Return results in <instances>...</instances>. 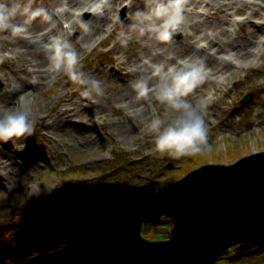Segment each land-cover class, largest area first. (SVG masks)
I'll use <instances>...</instances> for the list:
<instances>
[{
    "label": "rangeland",
    "instance_id": "obj_1",
    "mask_svg": "<svg viewBox=\"0 0 264 264\" xmlns=\"http://www.w3.org/2000/svg\"><path fill=\"white\" fill-rule=\"evenodd\" d=\"M67 1L19 0L22 7L28 6L29 14L18 15L14 22L25 27L20 32L0 29V45L3 46L0 54H9L0 65V108L8 109L3 107L6 100L14 99L12 90L21 84L28 86L25 95L39 109L32 122L33 131L27 136L23 148L14 147L12 142L7 145L0 142V218L9 217L10 207L29 212L27 205L38 197L42 201L79 197L86 200L88 208L77 207L60 220L78 236L70 246L61 247V243H56V247L50 243L35 246L25 254L6 256L1 264H32L45 252L53 254V259L47 264H72L68 252L107 221L130 208L131 203L138 204L201 164L229 163L253 151L264 150V32L256 33L254 41L250 42L252 48L263 46L259 56L251 55L243 67L225 75V83L218 89L219 79L216 76L207 79L214 93L205 94L203 101L195 100L190 94L185 95L184 98L193 106L196 104L204 115L208 142L202 145L200 152L176 155L156 149L155 133L150 129L154 117L168 121L175 116L176 110L157 97L158 86L154 88V84L147 83L148 91L141 94L136 84L143 80L138 77L139 65L148 62L155 68L166 69L169 66L183 67L187 63L184 55L175 49L182 43V30L174 27L170 39H158L155 31L148 27L151 21L143 19L147 10L139 12L134 9L138 5L143 8L154 6L155 0H125L128 6L117 3V0H95L90 9L97 14H106L104 24L95 27L89 20L88 9H83L85 13L81 11L68 37H62L77 50V69L84 73L89 83L80 84L72 80L63 67L54 68L56 75L51 73L40 78L31 70V57L20 46L23 43L21 39L25 32L31 34L33 28L43 27L42 20L62 8ZM183 1L181 12L194 16L196 21L212 23L211 27L203 29L219 36L214 24L222 18L221 10L214 12V8L208 11L204 5L208 0H201L196 5L189 0ZM241 1L244 0H239L241 9L235 14L236 17L247 15L243 22H235L233 11L223 8L227 35L238 40L248 35V29L257 26L256 20H264V0ZM70 3L73 6L75 2ZM255 3L259 4L260 16L254 14L253 10L258 6ZM51 33L48 32L43 43L49 42L54 35ZM198 40L206 41L208 37L193 36L187 46L199 47ZM253 42L256 44L253 45ZM161 46L169 47L165 50L168 58H152ZM46 66H50L49 63L43 65L44 72H47ZM93 78L100 81L102 92L90 88ZM85 87L90 89L88 96L82 94ZM249 91L252 98L242 100ZM125 92L141 99L143 115L126 108L122 98ZM187 154L194 155L190 162V159L184 161ZM192 162L194 165L188 168ZM123 167L128 172L127 180L126 175L116 178ZM184 168L188 169L182 172ZM112 179L118 183L113 189L108 188L95 195H78L71 189L78 180L110 181V185ZM160 184L165 186L160 189ZM34 186H41L42 190L30 198ZM90 208L95 217L90 215ZM151 218L143 221L142 234L151 239L169 236L172 221L163 213L153 214ZM246 242L232 245L222 253L223 257L218 258V263L228 264L230 256L239 252L244 254L253 245ZM240 255L237 257L240 262L234 264H264L261 251Z\"/></svg>",
    "mask_w": 264,
    "mask_h": 264
},
{
    "label": "water",
    "instance_id": "obj_2",
    "mask_svg": "<svg viewBox=\"0 0 264 264\" xmlns=\"http://www.w3.org/2000/svg\"><path fill=\"white\" fill-rule=\"evenodd\" d=\"M84 204L83 199L38 197L27 207L42 217ZM156 212L172 221L165 238L151 239L141 232L144 219ZM255 239H264V150L189 170L107 221L68 256L74 264H217L231 245Z\"/></svg>",
    "mask_w": 264,
    "mask_h": 264
},
{
    "label": "clouds",
    "instance_id": "obj_3",
    "mask_svg": "<svg viewBox=\"0 0 264 264\" xmlns=\"http://www.w3.org/2000/svg\"><path fill=\"white\" fill-rule=\"evenodd\" d=\"M178 11L180 0H155L151 11L145 13V19L151 21L148 27L155 31L158 39L167 41L173 35L178 23L175 13ZM21 14H29L28 6L22 7L19 0H0V29L22 31L25 25L14 22L15 17ZM50 48L54 68L63 67L72 80L80 84L89 83L84 73L77 69L79 54L70 42L56 38ZM155 71L162 75L157 97L176 110L175 116L168 121L160 117L151 120L150 129L155 133L156 149L176 155L200 152L202 145L208 142V127L203 113L184 97L198 81L204 79L202 65L189 61L183 67L169 66L167 69L156 68ZM136 87L141 94L148 91L147 81L137 82ZM90 88L102 92L98 79L91 80ZM82 94L90 95L89 87H85ZM32 131L33 125L26 110L0 108V142L11 141L14 147L23 148ZM21 137L24 139L21 140ZM208 179L204 176L203 182L207 183Z\"/></svg>",
    "mask_w": 264,
    "mask_h": 264
},
{
    "label": "bare ground",
    "instance_id": "obj_4",
    "mask_svg": "<svg viewBox=\"0 0 264 264\" xmlns=\"http://www.w3.org/2000/svg\"><path fill=\"white\" fill-rule=\"evenodd\" d=\"M52 1V0H51ZM125 0H117V3L124 2ZM70 2L73 3V6L80 7L81 9H88V14H90V22H93L94 26H102L104 24L106 14H97L94 9H90L95 0H68V9L70 11L71 6ZM110 2V1H109ZM190 3H193L196 5L197 3H200L201 0H189ZM244 3L246 0L243 1ZM241 1V3H243ZM185 2L183 0H180V5L184 4ZM216 3V4H215ZM239 0H224L223 2H218L216 0H208L204 3L206 6V9L208 11L217 12V10H221V19L216 21L214 24L215 29L217 30V35L211 31L208 33L206 29H203L205 26L211 27L212 23H206V22H200L196 21L194 16L188 15L186 12L178 11L175 13V16L177 17L178 23L175 25V27L180 28L182 30V43L178 45L175 49L176 52L182 53L187 62H195L197 64L202 65V70L204 73V79L197 82V84L188 92L187 94H190L192 98L195 100L201 99V101L205 100L206 98L203 97L208 92L214 93V90L209 85V81L207 79L212 77H217L218 85L217 89L220 85L225 83L226 77L225 75H230L236 72L240 67H243L244 62L248 60V58L251 55H254V50L252 49V46L250 47V42L252 40L254 41V36L256 33L264 32V20H256L257 26H255L253 29H248L247 33L248 35L245 36L243 39L238 40L237 38H230L229 35H227V32L224 27V21L223 18L225 17V13L223 12V8L230 9L233 12L236 13V11H239L241 8L239 7ZM110 3H108L109 5ZM256 6L254 11V14L260 16V8L259 4L255 3ZM111 5V4H110ZM129 4H125V6H128ZM112 7V5H111ZM153 8L152 5H147L143 8V6H134V9L136 11L141 12L142 9H146L147 12H150ZM68 10H64L62 12H59L58 10L54 12L53 14H49L48 17L43 22V27L41 28H33L32 33L29 32V37L27 39L22 38L21 41L23 42L20 44V46L24 47V52L28 53L31 57L30 58V66L32 67V71L36 73L40 78H45L51 73L56 75V69L50 70L46 66V71L44 72L42 67L46 63H49L50 66H53V61L51 58V52L50 48L46 47V43H43V40L47 37V34L49 31L57 32V27H55V22L57 16L60 14L66 15ZM143 12V10H142ZM145 12V13H147ZM145 13H144V20L145 19ZM264 17V16H263ZM241 22V21H240ZM243 22V21H242ZM151 23V22H150ZM8 32H10V29H6ZM153 30V29H152ZM30 31V30H29ZM154 31V30H153ZM28 33V32H27ZM61 33V31H59ZM212 35V37H215L214 39L212 37H209L208 34ZM66 34V33H64ZM50 35V36H51ZM200 35L201 37H208V40H206V43L202 47H189L188 40L193 37ZM49 36V37H50ZM199 37V36H198ZM202 41L198 40L197 42ZM205 41V40H204ZM256 42V39H255ZM253 42V45L256 44ZM0 48H3V46H0ZM169 48V47H167ZM167 48H164V46H161V50L154 53V57L157 59H167L168 55H165V50ZM212 48V50H211ZM232 55V56H231ZM138 77L143 79L144 81H147L148 84H154V88L159 86L160 83V73L155 71V66L152 63H144L142 65L138 66ZM223 75L224 77H220ZM212 83V80H210ZM158 88V87H157ZM28 89V86L19 85L18 87L13 88L12 94L14 95V99L12 101L6 100V104H4V108H13V109H21L26 110L29 113V117L31 122L34 121V116H36L38 113V108H35L33 104H31V98L27 97L25 95V91ZM151 91V90H150ZM148 95H151L150 92L147 93ZM203 94V95H202ZM8 97V96H7ZM122 98L124 99V102L126 103V108H130L129 110L134 111V113H138L140 115L144 114V108L141 104V99L137 98L130 92L123 93ZM211 99V98H210ZM198 103V102H197ZM200 104V103H199ZM198 104V105H199ZM194 107H196L198 110H200L196 104H194ZM42 190L41 186H34L32 193L30 194V198L33 195H36L40 193ZM160 191V190H159ZM151 196V195H150ZM156 213H163V212H156ZM154 213V214H156Z\"/></svg>",
    "mask_w": 264,
    "mask_h": 264
},
{
    "label": "trees",
    "instance_id": "obj_5",
    "mask_svg": "<svg viewBox=\"0 0 264 264\" xmlns=\"http://www.w3.org/2000/svg\"><path fill=\"white\" fill-rule=\"evenodd\" d=\"M193 157L194 155L190 156L189 154H187L184 161L190 159V162ZM192 164L193 162L188 164V168L194 165ZM123 168L124 169L120 173H118L119 177H124L126 174H128V172H126V168ZM188 168H184L182 172H184L185 169L187 170ZM109 182L110 181L100 183V181L98 180H78L75 186H72L71 189L73 193L75 192L78 195L80 193L95 195V193H98L100 191H106L107 188L111 187L113 189V187L118 184L116 180H113L110 185ZM167 182H169V179L167 180ZM164 186L165 184H160V187L158 188L161 189ZM75 195L76 194H74L73 196ZM134 204L135 202L131 203L130 205L132 206ZM9 212V217L7 219L3 220L2 218H0V264L3 262L6 256L25 254L29 249H33L35 248V246L38 247L39 244L41 245L45 243L46 245L50 243L52 245L54 244V247H56V243H61V247H66L70 246L71 244H73V242H75V240H77V234H75L74 231L67 226H64L63 222L60 221L63 216L62 213H58L50 217L37 218L33 217L28 211H26V209L17 210L13 207H10ZM151 219L157 220V218L153 217ZM59 234L60 236L58 237ZM246 243H248V245L250 243H253V245L249 246L248 251L245 252L247 255L254 250L261 251V256L264 255V239L248 241ZM46 253L47 252L41 254V257L39 256V260L37 262L35 261L32 264H47L48 262H51V260L53 259V254L49 253L47 255ZM239 254H241L240 257L244 255L241 252H239L238 254L235 253L234 255L229 257L228 264L240 262V260L237 259ZM220 257H223V254L218 256L217 260ZM218 264H220V262Z\"/></svg>",
    "mask_w": 264,
    "mask_h": 264
}]
</instances>
